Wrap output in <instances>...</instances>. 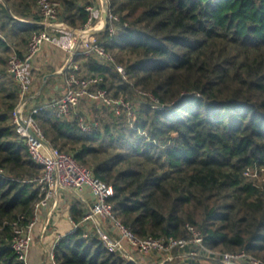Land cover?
Returning a JSON list of instances; mask_svg holds the SVG:
<instances>
[{
	"label": "trees",
	"instance_id": "1",
	"mask_svg": "<svg viewBox=\"0 0 264 264\" xmlns=\"http://www.w3.org/2000/svg\"><path fill=\"white\" fill-rule=\"evenodd\" d=\"M37 1L0 0V169L7 175L0 177V264H24L11 249V225L31 221L43 173L15 133L18 87L7 73L12 53L22 57L40 30L28 23L40 20ZM51 1L71 28L86 24L90 0ZM106 2L117 20L96 37L126 77L91 57H79L77 74L101 78L112 99L135 101L134 113L97 107V126L83 132L49 109L33 117L36 125L51 147L112 189L115 219L135 237L187 239L193 227L208 250L245 252L264 264V0ZM135 90L151 98L137 104ZM82 215L73 203V221ZM172 257L166 264L198 261ZM54 258L140 264L80 229L61 238Z\"/></svg>",
	"mask_w": 264,
	"mask_h": 264
},
{
	"label": "built area",
	"instance_id": "2",
	"mask_svg": "<svg viewBox=\"0 0 264 264\" xmlns=\"http://www.w3.org/2000/svg\"><path fill=\"white\" fill-rule=\"evenodd\" d=\"M36 7L40 20L35 23V26L40 30L29 38L26 51L22 57H18L16 54L10 56L7 67V73L18 87L19 99L12 113L15 133L23 141L30 159L43 168L42 175L36 180L38 196L33 207L31 221L24 227L19 226L17 222H13L11 225V249L17 255L18 260L26 264L27 253L31 245L32 229L40 219L42 211L48 210L50 212L56 208L58 194L63 191L80 194L87 189L94 198V202L84 210L80 222H71L73 224L72 233L79 229L83 231L84 236L94 233L108 251L118 252L127 260L135 261V255L146 256L155 252L161 254V257L164 256L162 258L166 262L170 261L173 258L172 253L176 252L179 258L185 260H194L204 256L213 261H219L220 264H239V262L263 264L245 252L221 254L208 250L204 246L200 232L193 227H188L190 237L187 239L172 237L140 239L135 237L132 232L115 219L112 205L108 202L112 196V189L95 178L89 169L78 164L71 155L51 147L33 118L42 111V108L37 107L26 113L25 99L30 90L27 66L44 44L55 43V35L67 36L68 44L65 50L70 55V59L63 68L65 71L63 94L58 100L50 104L55 118L67 119L71 117L77 121L81 131L89 132L97 126V122L77 113L76 108L81 102L99 107H109L115 116L120 115L123 111L128 116H132L135 111V104L122 98H110L106 89L100 87L101 78H81L77 74L79 67L74 60L78 57H91L100 64L111 66L121 76L126 77L124 69L116 64L113 56L104 47V43L99 41L96 35L90 34L102 27L101 20L97 22V17H99L97 10H93V7L89 5L86 6V24L81 28L74 29L59 19L60 4L58 2L38 0ZM112 20L116 21L117 18L108 14L107 21ZM112 33L113 31L110 29V36ZM0 38H2L1 34ZM135 93L138 103L141 102L140 99L151 98L148 94L138 90H135ZM153 108L156 107L153 106ZM245 175L255 177L256 172L247 169ZM0 177L7 178L1 169ZM60 240L61 238L58 237L56 245ZM50 263L57 264L54 251L50 254Z\"/></svg>",
	"mask_w": 264,
	"mask_h": 264
},
{
	"label": "crops",
	"instance_id": "3",
	"mask_svg": "<svg viewBox=\"0 0 264 264\" xmlns=\"http://www.w3.org/2000/svg\"><path fill=\"white\" fill-rule=\"evenodd\" d=\"M95 7L98 8L97 2H95ZM97 12L99 13V10ZM22 21L24 22V20ZM36 22L28 23L35 25ZM54 39L55 43L44 44L27 66L30 90L25 99L26 113L37 107L42 108V111L49 109L52 111L50 104L63 94L65 77L63 68L70 59V55L65 50L68 38L59 34L55 35ZM74 61L79 67L80 58L78 57ZM85 104V102L80 103L76 108L77 113L87 119L95 120L96 115L94 119H91L87 108L84 107ZM67 119L74 120L71 117ZM75 202L83 214L84 210L93 204L94 198L87 189L80 194L63 191L58 194V205L53 211L46 210L40 213V219L31 232V245L27 253L26 264H51L50 254L54 251L57 238H63L72 233L73 224L71 222L74 221L71 216V207ZM155 264H164L162 258L160 261L156 260Z\"/></svg>",
	"mask_w": 264,
	"mask_h": 264
},
{
	"label": "rangeland",
	"instance_id": "4",
	"mask_svg": "<svg viewBox=\"0 0 264 264\" xmlns=\"http://www.w3.org/2000/svg\"><path fill=\"white\" fill-rule=\"evenodd\" d=\"M91 4L89 6L93 7V10H99V17H97V22H100L101 20V12L103 10V7H102V3L100 0H90ZM95 2L98 3V8L95 7ZM15 54L14 52L12 53V55ZM10 58V57H9ZM141 101V99H140ZM144 101V100H143ZM133 103H135V106H136V102L134 101ZM138 103V101H137ZM84 107L87 108V112L89 113V117L91 119H94L95 118V113H93L94 110H97V105H90V104H85ZM136 257V260L140 263V264H155V261L156 260H159L164 257L162 256L161 257V254L159 253H155V252H152L150 254H147L146 256H134ZM202 258V259H201ZM164 258H162L163 260ZM179 259L180 261H185V259H181V258H177ZM173 260V258L170 260V261H163L164 264L168 263V262H171ZM194 260H198L196 262V264H215V261H213L212 259L208 258V257H198L197 259H194ZM187 262L190 261V260H186ZM193 261V260H191ZM180 263V262H178ZM239 264H246V263H243V262H239Z\"/></svg>",
	"mask_w": 264,
	"mask_h": 264
},
{
	"label": "water",
	"instance_id": "5",
	"mask_svg": "<svg viewBox=\"0 0 264 264\" xmlns=\"http://www.w3.org/2000/svg\"><path fill=\"white\" fill-rule=\"evenodd\" d=\"M102 2V7H103V10H102V13H101V29L99 30H96V31H92L90 34L91 35H95V34H98L100 33L101 31H103L104 27L106 26L107 24V15H108V6H107V2L106 0H101Z\"/></svg>",
	"mask_w": 264,
	"mask_h": 264
}]
</instances>
